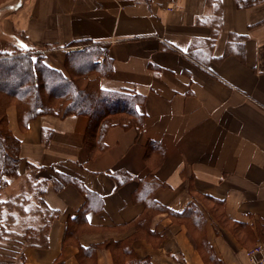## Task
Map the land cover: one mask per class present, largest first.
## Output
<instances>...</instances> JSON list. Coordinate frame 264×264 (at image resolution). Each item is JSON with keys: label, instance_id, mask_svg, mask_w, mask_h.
<instances>
[{"label": "crops", "instance_id": "crops-1", "mask_svg": "<svg viewBox=\"0 0 264 264\" xmlns=\"http://www.w3.org/2000/svg\"><path fill=\"white\" fill-rule=\"evenodd\" d=\"M10 2L0 42L59 71L66 54L98 45L111 64L99 88L137 95L144 117L141 132L109 127L104 151L89 157L87 117L19 127L7 109L19 176L36 171L53 216L44 245L23 246L20 264H250L245 251L264 241V2ZM148 184L163 210L192 206L199 220L152 209L140 228L149 203L137 193Z\"/></svg>", "mask_w": 264, "mask_h": 264}, {"label": "trees", "instance_id": "trees-1", "mask_svg": "<svg viewBox=\"0 0 264 264\" xmlns=\"http://www.w3.org/2000/svg\"><path fill=\"white\" fill-rule=\"evenodd\" d=\"M263 2L264 0H235L236 6L241 9ZM29 55L0 53V99L10 97L16 100L19 104L18 119L21 127H25L29 121L39 116L57 118L72 115L85 116L88 119V126L84 142L89 157H96L104 151V134L114 124L123 128L132 127L137 132L142 131L144 117L137 112V105L141 102V98L130 93L106 92L94 84L99 77L111 70L106 51L98 45L85 43L83 49L66 54L65 70H71L82 78L77 81L70 79L67 74L65 76L48 68L42 61L43 55ZM99 60H101L100 64ZM88 73L95 74L96 81L88 78ZM22 77L26 79L22 80ZM5 107L4 105V108L0 110V178L16 177L20 161V143L7 131ZM150 149L160 150L161 145L149 142L147 150L150 151ZM62 183L73 182L63 178ZM149 185L143 186L137 193V199H143L149 203L146 204L145 212L137 219L140 222V228H144V220L153 212L152 209H164L153 199H149ZM163 211L174 218H181L187 211L193 213L194 218L199 220L192 206L180 214L166 209ZM52 218L50 213L49 219ZM72 231L71 228L70 232ZM46 232L47 228L43 240L32 246L44 245ZM124 252L129 255V248L125 247ZM22 260L20 253L17 264L22 263ZM136 264L148 263L144 261Z\"/></svg>", "mask_w": 264, "mask_h": 264}, {"label": "rangeland", "instance_id": "rangeland-1", "mask_svg": "<svg viewBox=\"0 0 264 264\" xmlns=\"http://www.w3.org/2000/svg\"><path fill=\"white\" fill-rule=\"evenodd\" d=\"M9 2L10 0H0V10H5V6ZM11 13H13L12 9L4 11V15ZM2 42L5 49L7 46L9 47H7L6 52L11 53L10 55L21 54L22 50H16L15 44L11 43V41H7V43L5 41ZM42 61L48 68L52 69L45 63V57ZM55 71L65 76L66 74L69 75L73 81L82 80L79 75L73 73L71 70H65V65L64 71ZM87 77L96 81V76L93 73H88ZM25 79L26 77H22V80ZM84 83L81 84L83 85ZM94 84L96 85L97 82ZM4 105L6 106L5 115L9 107L16 109L19 124V104L16 100L10 97L2 98L0 99V110L4 108ZM35 177H37V173L32 170L28 171L24 176H19L17 167L16 177L0 178V264H17L21 248L24 245H33L43 240L48 221L50 220V213L46 211L42 204L43 183L35 182Z\"/></svg>", "mask_w": 264, "mask_h": 264}, {"label": "built area", "instance_id": "built-area-1", "mask_svg": "<svg viewBox=\"0 0 264 264\" xmlns=\"http://www.w3.org/2000/svg\"><path fill=\"white\" fill-rule=\"evenodd\" d=\"M245 257L250 264H264V241L257 242L251 248L247 249L245 251Z\"/></svg>", "mask_w": 264, "mask_h": 264}]
</instances>
